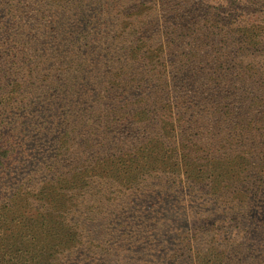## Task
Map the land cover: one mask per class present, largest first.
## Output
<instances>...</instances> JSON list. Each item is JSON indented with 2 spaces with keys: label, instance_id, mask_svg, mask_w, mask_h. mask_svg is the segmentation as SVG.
<instances>
[{
  "label": "trees",
  "instance_id": "obj_1",
  "mask_svg": "<svg viewBox=\"0 0 264 264\" xmlns=\"http://www.w3.org/2000/svg\"><path fill=\"white\" fill-rule=\"evenodd\" d=\"M166 3L170 1L0 0L8 15L0 20V264H37L34 258L7 257V251H17L5 247L6 237L22 236L24 253L29 247V255H35L36 238L46 244L52 237L41 229L43 217L64 210L66 201L114 211L107 196L94 205L106 191L99 181L111 177L101 168L104 152L112 158L119 145L135 152L145 146L159 155L161 144L139 142L148 134L171 144L176 158L187 149L193 165L209 166L204 175L209 179L218 176V167L216 159L205 157L216 153L220 138L250 129L241 116L252 104L244 102L264 100V20H258L264 0H187L192 8L211 4L213 20H195L181 11L179 16L159 15L156 10L167 11ZM15 4L21 7L13 10ZM99 18L101 26L94 21ZM111 20H140L125 26L128 44H118L123 30ZM255 83L261 89L247 91ZM258 121L251 130L259 129ZM130 125L128 141L122 135ZM197 142V154L205 148L200 158L186 146ZM134 159L118 155L113 160L109 171L129 186L120 182L118 193L137 196L140 180L146 179L161 180L152 191L161 195L175 182L168 181L176 178L166 171L168 160L141 156L133 166ZM183 163L187 170L177 160L181 173H195ZM139 169L149 174L133 173ZM38 172L44 177L39 186ZM63 213L58 223L70 215ZM77 214L85 221V210Z\"/></svg>",
  "mask_w": 264,
  "mask_h": 264
},
{
  "label": "rangeland",
  "instance_id": "obj_2",
  "mask_svg": "<svg viewBox=\"0 0 264 264\" xmlns=\"http://www.w3.org/2000/svg\"><path fill=\"white\" fill-rule=\"evenodd\" d=\"M169 1L170 3L164 4L167 11L160 8L156 10L159 15L167 13L171 17L179 16L181 11L188 15L193 14L195 20L215 18L216 10L210 8L211 4L207 7L204 5L192 8L187 0ZM201 1L204 4L208 2ZM20 7L15 4L13 10ZM4 8L0 7V20L8 18ZM258 16V20H264V9L258 10ZM222 18L223 15L220 16V19ZM94 21L97 26L104 22L103 18ZM111 21L123 30L119 45L130 42L129 39L126 40L130 31L125 26L140 22ZM87 53L92 51L87 49ZM253 76L255 75H252V78ZM260 89V83H255L247 91L258 92ZM230 99L228 100L231 102ZM244 103L252 104L245 107L247 116H241L247 120L250 129L243 133L234 131L220 138L222 142H227L225 146L224 143L218 142L220 145L216 146V153H208V157H205L216 159L214 162L218 167V176L206 179L204 175L208 173L209 166L193 165V155L186 152L187 149L176 158L175 154L170 152L171 144L165 146L162 138H153L147 134L139 142L144 145V142L153 139L157 144H161L159 155L155 148L144 146L143 152H135L119 145L116 153L111 151L112 158L106 152L101 156V168L107 169L111 177L107 176L109 182L105 179L99 181V185L104 182L101 190L106 191H101L94 205L102 204L107 196L112 201L114 211L118 209L119 212L108 209L106 205L104 209L92 210V202L74 207L71 200L66 201L64 210H50V215L45 214V218L43 217L45 222L41 229L44 233L50 232L52 235L49 243L43 244L42 238H36L35 255H29V247V253H24L27 243L22 236L8 235L5 247L12 246L17 252L7 251L6 256L22 262L34 258L33 260L38 261L37 264H264V100L258 97ZM260 111L263 113H259ZM256 118L260 124L257 128L261 129L251 130ZM135 126L142 128L138 123H135ZM131 128L132 125L123 129L122 136L128 141L131 140ZM171 141L177 142L173 138ZM189 145L192 146L189 149H194L192 152L199 158L205 152V148L198 152L199 155L195 152V149H200L198 142L196 147L193 143L186 144ZM118 155L135 158L133 166L141 156H146L147 159L168 160L169 162H164L170 167L166 171H171L176 176L168 177V181L175 182L166 185V190H163L161 195L152 194L153 189L161 187L160 184H155L161 180L149 182L146 179L140 180L138 192H142L137 196L125 192L118 193L115 188H120V182L122 184L125 178L120 177L119 180L109 171L115 166L116 162L113 160ZM215 156H218L219 160ZM176 159H179L184 170H187V167L184 166L183 160L187 161L195 173H181V170L177 169ZM197 169L200 174L196 172ZM143 171L145 170L139 169L133 173L149 174L142 173ZM40 174L38 172L36 176L38 186L44 178ZM92 197L94 200L95 197ZM77 210H85V221L78 218ZM63 212L70 215L63 216L64 222L58 223L61 214H65ZM100 212L103 214H99ZM139 216H142V219L138 221ZM120 221L124 226L116 228L115 225H119Z\"/></svg>",
  "mask_w": 264,
  "mask_h": 264
}]
</instances>
